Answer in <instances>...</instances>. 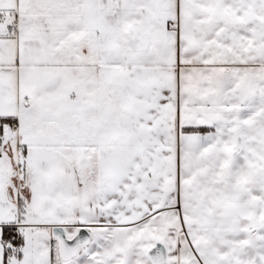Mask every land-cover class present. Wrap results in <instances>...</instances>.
I'll return each instance as SVG.
<instances>
[{"label": "snow or ice", "instance_id": "snow-or-ice-1", "mask_svg": "<svg viewBox=\"0 0 264 264\" xmlns=\"http://www.w3.org/2000/svg\"><path fill=\"white\" fill-rule=\"evenodd\" d=\"M0 264H264V0H0Z\"/></svg>", "mask_w": 264, "mask_h": 264}]
</instances>
